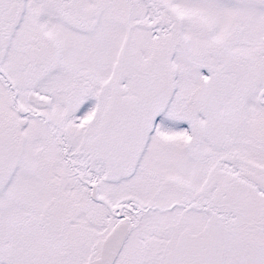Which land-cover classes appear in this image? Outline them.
<instances>
[{
    "label": "snow or ice",
    "instance_id": "obj_1",
    "mask_svg": "<svg viewBox=\"0 0 264 264\" xmlns=\"http://www.w3.org/2000/svg\"><path fill=\"white\" fill-rule=\"evenodd\" d=\"M0 264H264V0H0Z\"/></svg>",
    "mask_w": 264,
    "mask_h": 264
}]
</instances>
